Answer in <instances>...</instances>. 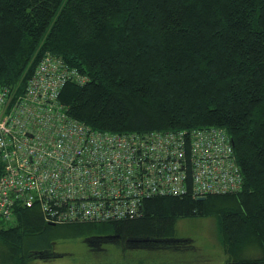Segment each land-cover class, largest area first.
I'll list each match as a JSON object with an SVG mask.
<instances>
[{"label": "trees", "instance_id": "trees-1", "mask_svg": "<svg viewBox=\"0 0 264 264\" xmlns=\"http://www.w3.org/2000/svg\"><path fill=\"white\" fill-rule=\"evenodd\" d=\"M47 53L89 78L59 95L73 118L118 134L220 128L244 181L205 200L154 197L140 218L101 224L49 223L18 206L0 218V264L61 257L56 241L75 234L92 251L123 241L181 251L194 244L178 221L214 215L218 202L232 218L230 264H264V0H0V86L22 92Z\"/></svg>", "mask_w": 264, "mask_h": 264}, {"label": "built area", "instance_id": "built-area-1", "mask_svg": "<svg viewBox=\"0 0 264 264\" xmlns=\"http://www.w3.org/2000/svg\"><path fill=\"white\" fill-rule=\"evenodd\" d=\"M87 75L47 53L22 92L0 86V218L38 207L54 224L142 216L148 199L228 194L243 175L226 132L112 133L73 118L59 95Z\"/></svg>", "mask_w": 264, "mask_h": 264}, {"label": "rangeland", "instance_id": "rangeland-1", "mask_svg": "<svg viewBox=\"0 0 264 264\" xmlns=\"http://www.w3.org/2000/svg\"><path fill=\"white\" fill-rule=\"evenodd\" d=\"M225 204L227 202H218L214 207L215 212L217 211L214 215L188 216L178 221L177 237L193 239L194 244L192 247H184L181 251L174 249L152 251L125 247L124 241L92 251L85 236L75 234L68 235L70 238L56 241L55 251L61 254V257L49 258L46 261L38 260L34 264H230L233 257L228 251L224 236L227 232L224 228H230L232 218L229 221V217L224 216L219 209L225 208L223 206ZM237 213L232 209V215L236 216ZM237 237L243 239L245 234H239ZM252 248L255 249L254 246ZM250 254L248 251H242L240 255Z\"/></svg>", "mask_w": 264, "mask_h": 264}, {"label": "water", "instance_id": "water-1", "mask_svg": "<svg viewBox=\"0 0 264 264\" xmlns=\"http://www.w3.org/2000/svg\"><path fill=\"white\" fill-rule=\"evenodd\" d=\"M205 197H199L198 200H205Z\"/></svg>", "mask_w": 264, "mask_h": 264}]
</instances>
